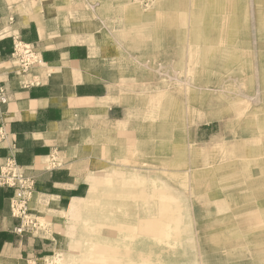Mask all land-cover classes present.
Wrapping results in <instances>:
<instances>
[{"label": "rangeland", "instance_id": "rangeland-1", "mask_svg": "<svg viewBox=\"0 0 264 264\" xmlns=\"http://www.w3.org/2000/svg\"><path fill=\"white\" fill-rule=\"evenodd\" d=\"M30 2L0 0V29L27 18L43 25L47 35L33 43L38 52L87 43L91 57L73 63L83 70L69 74L76 82L101 78L107 87L103 109L98 102L89 109L74 107L60 126L56 164L49 165L72 168L86 157L81 164L88 167L76 184L84 182L80 185L88 189L81 197L91 189L99 192L89 213L72 214L75 199L55 207L40 193L46 186L13 167L22 177L4 187L13 189V196L28 188L29 210L40 228L18 235L0 264L134 263L125 251L118 256L119 239L110 237L121 233L120 223L136 232L150 217L138 205L104 203V194L120 193L115 186L105 190L99 180L113 168L159 182L183 211L168 220L154 217L179 235L167 231L169 238H159L137 231L152 264H234L232 253L244 257L243 264H264V165H256L261 157L247 160L263 148L257 136L264 134V0H39L35 10ZM16 37L10 38L12 53ZM12 53L5 71L24 85L40 83L23 78L41 62L24 69ZM72 77L51 74L46 81L61 92ZM0 88L8 93L1 107L10 102L11 90L3 82ZM101 117L114 119V128L103 130ZM0 129L1 142L8 135L4 120ZM196 150L204 152L195 155ZM218 198H225L228 208L216 210ZM161 200L149 210L163 211ZM6 207L12 216L10 199ZM87 216L90 222L84 224Z\"/></svg>", "mask_w": 264, "mask_h": 264}, {"label": "crops", "instance_id": "crops-1", "mask_svg": "<svg viewBox=\"0 0 264 264\" xmlns=\"http://www.w3.org/2000/svg\"><path fill=\"white\" fill-rule=\"evenodd\" d=\"M12 34H17L18 37L23 38V41L29 43H40L39 41L42 40L39 26L34 20H30L28 23L21 20L16 26H6L0 29V83L3 82L11 90L10 102L0 107V122L4 120L8 130V135L0 142V163L6 156L14 155L17 165L23 173L35 178L39 187L46 186L45 190L40 193L47 198V201L49 200L59 208L62 206L63 200H74L75 197H81L84 191L88 190L80 185L84 182L76 184V177L81 174L74 175L72 168L64 165L49 167L50 163L56 164L53 161V151L59 144L57 137L61 130L60 126L68 121V118H71V113L76 108L70 103V97L63 96L62 91L58 92L53 84L46 81V78L51 74H65L71 77L72 75L49 72L44 76L37 77L31 73L25 75L23 79L41 82H25L27 83L25 85L19 77H11V73L5 71L3 65L8 62L6 59L13 51L12 39H10ZM90 49V46L85 42H69L62 46L53 45L52 48H43L41 55L47 63L63 60L87 61L91 57ZM96 76L98 77L99 74ZM97 79V81H77L74 84L72 77L67 85L74 84L73 99L79 103L81 100L92 98L95 103L97 98L106 97L107 87L101 78ZM117 106L120 107V105ZM109 109L112 110L113 107L109 106ZM45 133L55 134L45 138L42 135ZM66 151L70 155V150ZM69 159H72L71 156ZM85 160H87L86 157L81 159V161ZM59 162L58 164L64 163ZM13 193L11 188L0 187V255L3 254L5 248H8V245L19 241L18 234L14 231L16 219L9 214L6 207L7 201L13 196Z\"/></svg>", "mask_w": 264, "mask_h": 264}, {"label": "bare ground", "instance_id": "bare-ground-1", "mask_svg": "<svg viewBox=\"0 0 264 264\" xmlns=\"http://www.w3.org/2000/svg\"><path fill=\"white\" fill-rule=\"evenodd\" d=\"M38 1L39 0H31V2H30L32 4V7L34 8V10L40 8V4L38 3ZM22 5L25 8H27L24 3H22ZM27 9L29 10V8H27ZM29 21H30V18H27L26 20L24 19L25 23H28ZM39 32H40L41 38L44 39V37L47 35V33H45L43 25L40 26ZM74 42L75 41H72V43H74ZM40 62L41 63H40V67L38 68V70H36L35 72H32L37 77L38 76H44L49 72H63V73L69 74V73H75V72H77V70H80V71L83 70V68L71 67V65L73 63L79 62V61L63 60V61H59V62L47 63L42 59V60H40ZM80 62H82V61H80ZM78 81H89V80L86 78H83L82 80H78ZM73 82L75 84L76 81H73ZM74 84L66 85V87L62 91V94L63 95L66 94V95H68V97H70V103L74 107H77V108L86 107L87 109L93 108V107H91L94 104L92 98L84 99V100H81L80 102L78 100L79 103H77V101H75L73 99V97H74ZM107 99H108L107 97H104L101 99L97 98V100H95L96 102H98L97 107L103 109ZM258 110L260 111L261 109L258 108ZM107 119L103 118V117L100 118V125H101V128L103 130H108V129H110V127L114 128V126H115V124L113 122L114 119L113 120H107ZM116 123H118L119 126L121 125L120 120H117ZM261 131L264 133V124L261 126ZM54 134L55 133H52V134L45 133L42 135L45 138H49V137L53 136ZM257 138L259 139V141L263 142V148H262V150L258 156H253L250 159L247 158V160L252 161L254 159L255 160L259 159L261 157L260 162L255 161L256 165H259V164L264 165V134L262 136H257ZM203 152L204 151H202V150H196L194 152V154L199 155ZM251 156H252V154H251ZM83 159H85V158H83ZM160 159H162V158H160ZM81 162L79 164L77 161V163H75V165L73 164L74 166L71 169L72 173L76 176H79L80 174H82L83 170L87 169V167H88V163H86V164L82 163L81 164ZM59 163H61V162H59ZM249 163H250V161H248V164ZM87 175L88 174H86V176ZM99 178H100L99 180H101V182H104V187H105L104 189L105 190L110 189L111 186H115L116 189H118L120 192L119 195L104 194L102 199H103L105 204H109V205L114 204L115 206L126 207V208H133L135 205H138V207L142 208L146 213H148V214H146V216L150 217V218L148 220H144L141 223L142 225L139 226V229H137V231L140 232L141 230H143V232H145V233L157 234V235H160L159 238H169L170 236L167 235V231H170L171 235H175V234L179 235L178 232H174L176 230L175 227L163 224V223H165V220L160 221L159 219H154V217H157L160 219H167L168 220L172 217V215L176 214L177 212L183 213L182 210H178V205L175 202H173L175 200H171V201L169 200V198H171V199H176V198H173L174 196L171 195L168 191H166L164 189V187H162V185L159 182H156L153 179L147 180L142 176L133 177L131 175H124L121 172L119 173V171L116 168H113V170L109 174H106L105 176H101ZM144 185H147L146 189H145ZM154 189L159 190V192L152 191ZM150 191H152V192L149 193ZM97 192H99V191H95V189H91V191L87 195H84L83 197H79L77 199L75 197L76 204H75L74 210H71V213L72 214L73 213L79 214V211H81V210H82L81 212L89 213L90 209H88V207L98 198L97 197L98 194H96ZM156 198L157 199H163L160 201L162 203V206H163V211H161V212H155L153 210H149V208H152L151 207L153 205L152 203L155 202V200H157ZM216 201L219 202V205H218L216 210H222L223 207L228 208V205H227L225 198H218V199H216ZM77 210H79V211H77ZM57 211L59 213L60 212L66 213L64 210H57ZM89 219H91V217L87 216V220L84 221V224L90 222ZM118 228L120 229L121 233L120 234L118 233V236L110 237L112 240L114 239V237H118V239H119L117 244H115L116 246L114 245L115 247H117L118 250H120V252L118 253L119 254L118 256L121 255L120 253L125 251L126 253H122L123 255L128 256L129 258L133 257L132 259L135 260L134 263H132V264H152L154 259H152L151 257H149L146 254L149 251V249H146L148 246L145 245V241L142 240V238L138 237L137 231L136 232L135 231H132V232L129 231L130 227L123 222L118 225ZM129 232L133 235V237L130 238ZM135 234L137 236H135ZM132 238L134 240V243L130 242ZM243 242H245V241H243ZM140 243H142V245ZM249 243H251V241H249ZM7 251H8L7 248H5L4 252L6 253ZM232 254L235 255L233 257L234 258L233 259L234 264H243V262L245 261L244 257L243 258L240 257V254L238 255L237 253H232ZM153 258H155V257H153ZM142 259L145 260V262L141 261ZM120 264H122V263H120Z\"/></svg>", "mask_w": 264, "mask_h": 264}, {"label": "built area", "instance_id": "built-area-1", "mask_svg": "<svg viewBox=\"0 0 264 264\" xmlns=\"http://www.w3.org/2000/svg\"><path fill=\"white\" fill-rule=\"evenodd\" d=\"M13 58H16L22 68L28 69L32 65L39 63L42 60L41 52H38L35 45L32 43L23 42L20 37L14 39V52L12 53ZM8 101V93L0 88V102L6 103ZM1 132V129H0ZM3 163H0V187L4 186H15L17 184L16 178L22 177L12 173L13 167L17 166L14 155H9L3 158ZM5 173L11 174L12 177H7ZM21 183V182H20ZM28 188L22 190L16 189L15 194L11 200V211L12 216L16 219L14 231L23 236L28 232H32L34 229L40 228V223L37 216L32 215L29 210L28 198L26 192Z\"/></svg>", "mask_w": 264, "mask_h": 264}]
</instances>
